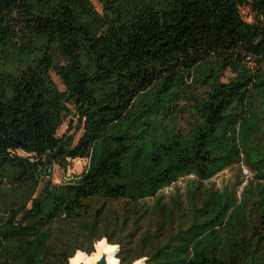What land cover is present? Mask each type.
Here are the masks:
<instances>
[{"label":"trees","instance_id":"obj_1","mask_svg":"<svg viewBox=\"0 0 264 264\" xmlns=\"http://www.w3.org/2000/svg\"><path fill=\"white\" fill-rule=\"evenodd\" d=\"M97 1L0 0V264H264V0Z\"/></svg>","mask_w":264,"mask_h":264},{"label":"rangeland","instance_id":"obj_2","mask_svg":"<svg viewBox=\"0 0 264 264\" xmlns=\"http://www.w3.org/2000/svg\"><path fill=\"white\" fill-rule=\"evenodd\" d=\"M89 1L93 4V6L98 12H101L102 7H101V4L97 0H89ZM230 77H232V74L230 71H227L225 73V76L221 79V81L226 82ZM51 79L59 90L62 91L64 89V86L62 85L60 79L54 73H51ZM263 102H264V99L259 97V104ZM259 106L261 107V105ZM260 110H261L259 111L260 115H262V117L264 118V113L261 114V112H264V106ZM77 122H78L77 117L73 113V116H70L64 122L63 126L59 129L57 136L58 137L72 136L73 137L72 144L76 145L79 138L82 135V132L77 130V127H78ZM19 155L25 156L21 152H19ZM87 164H88L87 160L77 159L73 161H68V166H66V168L63 169L62 167H59L58 165L48 163L47 170L41 176V179H40L41 184L44 181L50 182L53 185H62V184L68 183L74 177L81 175L82 172L87 168ZM250 178H251V174H249L244 167L234 166L232 168L226 169L222 171L221 173L217 174L211 180L205 182L204 185L208 187H212L214 189L222 190L223 188L232 186L238 183L240 180H242L243 184L240 187L239 193H238L240 195L243 187L246 186L247 181L250 180ZM193 179H194L193 177L182 178L177 183L172 185L170 188L165 189L162 192V194L164 195L166 199H170L174 194H178V193L184 195V193L186 192L187 186L193 181ZM103 243L106 244L107 246H110L111 248H116V246H112L106 243V240H103ZM96 246L97 244L95 245V250L92 255H86L85 253H82L80 251L78 252L84 254L86 258L91 260L95 254H98L96 250ZM114 260L117 261V259H114Z\"/></svg>","mask_w":264,"mask_h":264},{"label":"bare ground","instance_id":"obj_3","mask_svg":"<svg viewBox=\"0 0 264 264\" xmlns=\"http://www.w3.org/2000/svg\"><path fill=\"white\" fill-rule=\"evenodd\" d=\"M96 250L98 252V254H95L93 256V258L90 260L88 258H86V256L80 252H78L70 261L69 264H74V261H76L78 256L83 257V259L80 260V264L84 263V264H95L96 261H98L101 256L106 253L108 254V261L109 264H119L118 261L114 260L115 259V253L117 252V247L116 248H111L110 246H107L106 244L103 243V240L96 243ZM95 244V245H96ZM144 260L138 261L135 264H143Z\"/></svg>","mask_w":264,"mask_h":264},{"label":"water","instance_id":"obj_4","mask_svg":"<svg viewBox=\"0 0 264 264\" xmlns=\"http://www.w3.org/2000/svg\"><path fill=\"white\" fill-rule=\"evenodd\" d=\"M107 243V242H106ZM94 249H95V247H94ZM117 252H118V247H117ZM117 252L115 253V259H116V254H117ZM108 254H106V253H104L102 256H101V258L98 260V261H96L95 262V264H109V261H108ZM118 261V260H117ZM118 263H119V261H118ZM81 264H84V263H81Z\"/></svg>","mask_w":264,"mask_h":264},{"label":"built area","instance_id":"obj_5","mask_svg":"<svg viewBox=\"0 0 264 264\" xmlns=\"http://www.w3.org/2000/svg\"><path fill=\"white\" fill-rule=\"evenodd\" d=\"M240 14L242 15V16H244L245 18H247L248 19V17H247V13H246V11L244 10V9H241L240 10ZM249 21H250V19H248ZM247 20V21H248Z\"/></svg>","mask_w":264,"mask_h":264},{"label":"clouds","instance_id":"obj_6","mask_svg":"<svg viewBox=\"0 0 264 264\" xmlns=\"http://www.w3.org/2000/svg\"><path fill=\"white\" fill-rule=\"evenodd\" d=\"M83 259V257L78 256L76 261H74V264H80V260Z\"/></svg>","mask_w":264,"mask_h":264}]
</instances>
